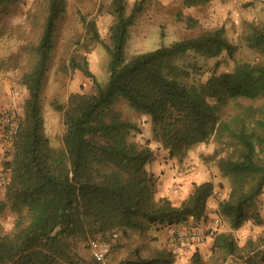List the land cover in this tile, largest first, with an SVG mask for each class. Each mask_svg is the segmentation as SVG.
Returning <instances> with one entry per match:
<instances>
[{
    "label": "trees",
    "instance_id": "1",
    "mask_svg": "<svg viewBox=\"0 0 264 264\" xmlns=\"http://www.w3.org/2000/svg\"><path fill=\"white\" fill-rule=\"evenodd\" d=\"M16 1L0 0V10ZM144 1H135L127 10L126 0H109L113 20L107 40L93 17L79 13L84 26L80 42L85 51L95 43L104 46L109 54L108 77L99 82L84 56L68 58V67L89 78L93 90L71 91L64 102L52 101L62 116L61 142L53 145L45 132L41 102L56 21L66 0H42L40 31L30 46H22L29 50V59L18 83L26 96L1 160L6 178L0 218L5 210L12 218L8 225L0 222V264H92L85 254L91 237L118 245L152 227H196L206 217L214 181L194 183L175 203L157 194L152 163L162 157L182 163L195 145L210 139L215 146L201 159L214 163L228 180L217 215L230 230L259 218L258 197L264 192V0L262 17L245 20L240 35L257 54L252 59L236 56L238 44L227 37L223 25L126 56L129 28ZM208 1L181 0L183 7ZM177 13L180 19L182 13ZM185 22L190 29L197 25L191 16ZM224 54L232 60L231 68L202 79L200 58ZM9 59L15 58L0 57V69ZM120 102L133 109L134 120L123 116ZM143 119L150 132L139 140ZM213 237L212 248L218 254L234 251L231 231ZM263 259L260 251L247 263ZM174 261L167 249L142 255L134 248L132 256L118 264ZM189 264H202L197 250Z\"/></svg>",
    "mask_w": 264,
    "mask_h": 264
},
{
    "label": "rangeland",
    "instance_id": "2",
    "mask_svg": "<svg viewBox=\"0 0 264 264\" xmlns=\"http://www.w3.org/2000/svg\"><path fill=\"white\" fill-rule=\"evenodd\" d=\"M138 0H126L127 10ZM42 0H19L11 2L0 10V57L14 56L15 59L6 61L0 69V89L5 94L6 104L0 107L5 110L8 99L13 91L18 96L11 103L12 111L17 119L22 111V100L26 91L18 83L21 71L27 67L29 50L22 46H30L40 31ZM109 0H66L64 12L56 21L54 50L44 78L42 91V113L44 117L45 132L53 145L61 142L62 123L61 113L52 106V101L64 102L71 91L93 90L92 83L83 73L68 67L67 60L70 56L81 59L83 56L88 62L89 70L96 79L104 83L108 77L107 64L109 54L101 43H95L88 51L80 42L84 26L79 13L93 17L97 23L98 31L103 40H107L108 27L112 22L109 13ZM178 11H181L178 19ZM263 14L262 0H209L205 5L197 7H183L181 0H145L141 11L138 13L134 24L129 28V38L125 43L126 56L134 53L167 45L172 40L185 37L193 32L203 29L224 26L225 34L238 44L236 56L240 59H252L257 56L255 52L246 47L240 39L245 20L259 19ZM191 16L197 23L190 29L186 26L185 19ZM16 60V61H15ZM202 64V79L210 73H219L231 68L232 60L225 54L218 57L200 58ZM125 118L135 119L133 109L124 102L118 104ZM141 121V133L137 134L139 140L149 136L150 127L148 122ZM3 129L0 127V197L2 185L6 173L2 171L1 160L6 149L10 146ZM155 143L152 142L151 145ZM215 146V141L210 139L206 143L195 145L189 156L178 163L176 159L166 162L163 152L160 153V162L168 163L161 168L162 173L168 167L171 175L177 173L188 174L195 170L200 178L211 179L222 197L223 190L228 187V180L221 176L214 163H204L201 156L209 154ZM164 154V155H163ZM192 168V169H191ZM157 172V174H156ZM154 174L159 178V171ZM210 177V178H208ZM12 218L11 213L5 210L0 218L3 225H8ZM219 219V218H218ZM162 227H152L145 234H132L127 239H122L118 245L114 240L106 243L109 247V264H118L121 260L132 256L134 248L142 255L149 254L154 249H167L170 251L167 241L168 234L161 232ZM87 248V247H86ZM90 257L88 249L85 250ZM175 261L177 255L174 254Z\"/></svg>",
    "mask_w": 264,
    "mask_h": 264
},
{
    "label": "crops",
    "instance_id": "3",
    "mask_svg": "<svg viewBox=\"0 0 264 264\" xmlns=\"http://www.w3.org/2000/svg\"><path fill=\"white\" fill-rule=\"evenodd\" d=\"M5 96L0 89V107L6 104ZM161 164L157 160L152 163L154 172L159 171L157 194L166 196L175 203L179 202L191 191L194 183L206 180L205 177L201 179L200 174L196 173L195 170H191L186 175L177 173L173 177L170 171H168V167L164 173L161 171V168L163 169L164 165H168V163L161 162ZM224 193L225 190H223L222 196ZM218 195H220V192L216 189L215 185L213 194L207 199L206 217L196 226L205 232L204 239L199 243L186 247L180 255H177L176 262L172 264H189L191 255L196 250L200 255L202 264H248L247 259L249 256L252 257V255L260 251L264 252V192L258 197L257 207L259 218L257 220L250 218L233 230H230L228 224L222 221L217 215L218 201L221 199ZM217 218H219L218 222L215 223L214 221ZM172 227L164 226L161 232L164 231L165 234H168ZM222 231H231L235 244L234 251L225 256L218 254L216 248H212L214 234ZM255 264H264V259L257 260Z\"/></svg>",
    "mask_w": 264,
    "mask_h": 264
},
{
    "label": "built area",
    "instance_id": "4",
    "mask_svg": "<svg viewBox=\"0 0 264 264\" xmlns=\"http://www.w3.org/2000/svg\"><path fill=\"white\" fill-rule=\"evenodd\" d=\"M17 96L18 92L13 91L8 99L7 108L0 111V127L3 129L8 142H11L16 128L17 119L11 109V103ZM214 222L217 223L218 218ZM204 237L205 232L197 227L176 225L169 230L167 241L170 251L175 255H180L186 247L201 242ZM86 246L93 260L92 264H109V247L105 242L96 237H91L87 240Z\"/></svg>",
    "mask_w": 264,
    "mask_h": 264
}]
</instances>
